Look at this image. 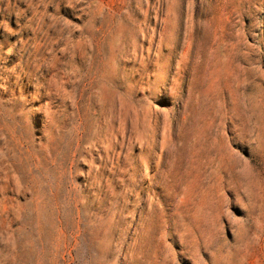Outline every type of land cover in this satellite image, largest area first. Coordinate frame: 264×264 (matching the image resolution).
Instances as JSON below:
<instances>
[{
	"label": "rangeland",
	"instance_id": "rangeland-1",
	"mask_svg": "<svg viewBox=\"0 0 264 264\" xmlns=\"http://www.w3.org/2000/svg\"><path fill=\"white\" fill-rule=\"evenodd\" d=\"M0 264H264V0H0Z\"/></svg>",
	"mask_w": 264,
	"mask_h": 264
}]
</instances>
